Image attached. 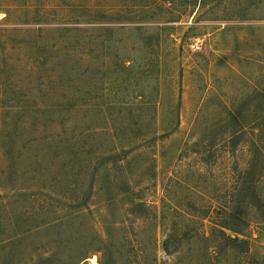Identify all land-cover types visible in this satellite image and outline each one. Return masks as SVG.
<instances>
[{
	"label": "rangeland",
	"instance_id": "obj_1",
	"mask_svg": "<svg viewBox=\"0 0 264 264\" xmlns=\"http://www.w3.org/2000/svg\"><path fill=\"white\" fill-rule=\"evenodd\" d=\"M0 264H264V0H0Z\"/></svg>",
	"mask_w": 264,
	"mask_h": 264
},
{
	"label": "built area",
	"instance_id": "obj_2",
	"mask_svg": "<svg viewBox=\"0 0 264 264\" xmlns=\"http://www.w3.org/2000/svg\"><path fill=\"white\" fill-rule=\"evenodd\" d=\"M191 49H192L194 52H199V51H201V49H202V42H200V41H196V42H194V43L191 45Z\"/></svg>",
	"mask_w": 264,
	"mask_h": 264
}]
</instances>
